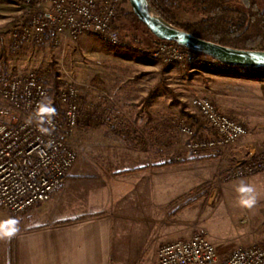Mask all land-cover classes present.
<instances>
[{"label":"rangeland","instance_id":"1","mask_svg":"<svg viewBox=\"0 0 264 264\" xmlns=\"http://www.w3.org/2000/svg\"><path fill=\"white\" fill-rule=\"evenodd\" d=\"M263 3L264 0H259L260 5ZM129 10H132L130 1L121 4L114 29L121 39L132 42L134 48L108 41L95 32L59 41L49 34L43 41H28L14 47L12 34L26 22L28 12L19 1L0 0V72L10 77L36 74L47 86L48 99L52 103H58L56 100L61 90L68 85L75 86L81 95L79 130L70 136L78 156L65 180L47 201L56 200L52 196L68 179L77 162L83 163L85 171L95 168L93 162L88 166L89 153L101 154L106 166L111 168L119 162L117 158H130L137 149L143 154L141 163L144 166L160 164L154 166L158 167L159 175L153 178L152 184L161 188L158 196L162 198V204L165 202L162 207L167 208L171 217L163 216V219L168 221L170 218L183 229L180 233L167 234L169 237L183 239L206 231L218 253L224 256L238 246L259 244L264 232V169L243 176L228 177V173L240 162L264 151L261 148L264 141V90L240 89L245 115L226 112L246 120L247 135L229 148L198 153L188 151L181 131L183 124L192 126L200 136L210 132L198 108L191 104L196 94L209 96L197 88V82L193 83L190 69L202 70L196 73L197 79L213 82L214 79L198 66L217 73L224 72L217 69L227 67L220 61L222 66L216 65V59L200 53L194 62L186 58L165 60L155 56L152 45L161 39L147 36L145 24L138 18H126ZM174 11L182 23L203 17L195 5L187 4ZM248 80L243 79L249 83ZM99 122L104 124L91 125ZM95 137L113 138V142L99 144L94 141ZM124 137H138L139 143L135 146L130 141L126 145L118 141ZM245 146L255 151L243 150ZM125 163L132 164L120 161L119 166L124 168ZM165 186L169 188L168 197L163 190ZM241 186H250L254 191L241 193L238 191ZM252 196L255 204L251 208L241 204L242 199ZM123 228L126 231L122 241L124 248L118 264H155L160 245L172 240L159 242L155 235L139 234L136 223L126 222Z\"/></svg>","mask_w":264,"mask_h":264},{"label":"built area","instance_id":"2","mask_svg":"<svg viewBox=\"0 0 264 264\" xmlns=\"http://www.w3.org/2000/svg\"><path fill=\"white\" fill-rule=\"evenodd\" d=\"M16 1L22 3L28 15L26 22L12 34L14 47L28 41H43L49 34L59 41L95 32L108 41L134 48L132 42L121 39L114 29L121 4L130 0ZM152 47L154 55L165 60L186 58L194 62L199 56L197 51L164 39ZM214 63L222 66L216 60ZM48 92L34 73L10 77L0 72V206L12 218L49 199L78 156L70 136L79 130L81 95L75 86L68 85L59 94L58 106L49 101ZM41 103L56 109L51 125L38 124L36 113ZM191 104L198 108L210 132L200 136L192 126L183 124L181 131L188 151L229 148L249 133L244 118L226 113L209 97L196 94ZM30 116L32 124L26 123ZM40 127H49L50 133H42ZM262 169L264 151L237 164L228 177ZM155 264H264V232L259 244L238 246L226 256L218 253L206 231L168 240L158 248Z\"/></svg>","mask_w":264,"mask_h":264},{"label":"crops","instance_id":"3","mask_svg":"<svg viewBox=\"0 0 264 264\" xmlns=\"http://www.w3.org/2000/svg\"><path fill=\"white\" fill-rule=\"evenodd\" d=\"M128 59L137 61L134 57ZM198 67L214 80L206 82L197 79L196 73L202 70L191 68V79L193 83L197 82L193 85L199 86L197 88L216 101L225 112L245 115L240 89L264 90V81L260 79ZM139 139L124 137L118 138V141L125 145L130 141L137 146ZM112 140L94 138L97 143L106 145ZM263 143L261 148H264ZM246 147L242 149L255 151ZM135 150L130 158H117L119 162L132 163H125L124 168L119 166V162L115 167L113 164L108 168L101 154L89 153L88 166L93 162L94 169L85 171L83 163L77 162L68 179L52 196L56 200L43 201L14 218L0 206V234H4L0 238V264H8L11 251L13 264H118L124 248V223H136L139 234L155 235L159 242L172 239L167 234L180 233L183 229L178 228L170 219L167 208L162 207L165 202L162 204V198L158 196L161 188L152 184L153 178L159 175V166L121 173L124 169L144 166L141 163L143 154ZM145 178L147 181H144ZM163 190L168 197L169 188L165 186ZM163 216L170 218L165 221Z\"/></svg>","mask_w":264,"mask_h":264},{"label":"trees","instance_id":"4","mask_svg":"<svg viewBox=\"0 0 264 264\" xmlns=\"http://www.w3.org/2000/svg\"><path fill=\"white\" fill-rule=\"evenodd\" d=\"M149 1L162 18L181 26L202 38L219 42L231 47L264 49V3L263 5H260L259 0ZM187 4L197 6L200 12L203 14V17L200 20L194 22H179L176 18V13L174 10L180 9ZM125 17L138 20L132 10L126 12ZM143 27L147 36H152L158 39V37L155 36L148 28L145 26ZM223 65L227 68L224 70H217L235 73L244 77L264 80V68L241 67L227 65L224 63ZM56 102L59 103L58 98ZM58 103L54 104L57 105ZM159 165L160 164L158 163H150L145 166L135 167L133 169L121 170V173L146 169ZM73 218L74 217L67 220H71ZM13 263V254L11 251L8 264Z\"/></svg>","mask_w":264,"mask_h":264},{"label":"water","instance_id":"5","mask_svg":"<svg viewBox=\"0 0 264 264\" xmlns=\"http://www.w3.org/2000/svg\"><path fill=\"white\" fill-rule=\"evenodd\" d=\"M137 18L158 38L174 41L227 65L264 68V49L231 47L202 38L162 18L149 0H130Z\"/></svg>","mask_w":264,"mask_h":264},{"label":"clouds","instance_id":"6","mask_svg":"<svg viewBox=\"0 0 264 264\" xmlns=\"http://www.w3.org/2000/svg\"><path fill=\"white\" fill-rule=\"evenodd\" d=\"M37 118H38V124H43L47 123L48 125L52 124V118L56 115V109L55 107L49 105V104H44L41 103L38 105L37 109ZM26 123L32 124L33 120L31 116L26 120ZM39 130L44 133V134H49L50 133V128L49 127H40ZM239 192L241 193H252L254 189L250 186H241L238 189ZM241 204L243 206L251 208L255 204V197H249L248 199H242ZM4 234H0V238H3ZM7 235H11V233H7Z\"/></svg>","mask_w":264,"mask_h":264}]
</instances>
